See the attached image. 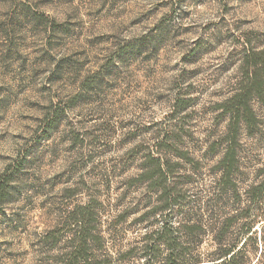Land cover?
<instances>
[{
	"label": "rangeland",
	"instance_id": "1",
	"mask_svg": "<svg viewBox=\"0 0 264 264\" xmlns=\"http://www.w3.org/2000/svg\"><path fill=\"white\" fill-rule=\"evenodd\" d=\"M247 47L264 49V0H0V264H61L71 211L136 202L123 184L167 132L183 174L199 162L183 189L208 184ZM252 107L243 187L264 167Z\"/></svg>",
	"mask_w": 264,
	"mask_h": 264
},
{
	"label": "trees",
	"instance_id": "2",
	"mask_svg": "<svg viewBox=\"0 0 264 264\" xmlns=\"http://www.w3.org/2000/svg\"><path fill=\"white\" fill-rule=\"evenodd\" d=\"M247 48L242 80L220 105L229 122L218 143L223 147L214 167L218 173L207 170L209 183L195 193L183 189L186 180L202 175L199 162L191 174H183L181 161H193L177 146L179 135L165 133L148 149L139 173L123 184L125 192L140 193L136 202L112 211L110 204L91 199L71 211L69 251L61 264H264V167L243 187L239 151L242 125L254 131L260 123L252 102L264 113V49ZM129 216L136 217L127 223ZM129 232L134 233L132 244L126 243ZM49 234L59 236L60 230Z\"/></svg>",
	"mask_w": 264,
	"mask_h": 264
}]
</instances>
